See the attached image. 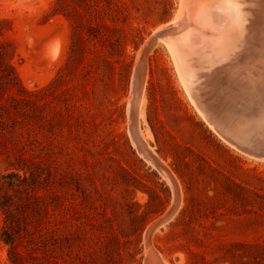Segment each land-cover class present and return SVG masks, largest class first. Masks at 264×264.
<instances>
[{
	"label": "rangeland",
	"instance_id": "rangeland-1",
	"mask_svg": "<svg viewBox=\"0 0 264 264\" xmlns=\"http://www.w3.org/2000/svg\"><path fill=\"white\" fill-rule=\"evenodd\" d=\"M182 4L0 0V73L12 78L9 85L0 77V102L21 109L2 110L0 176L26 172V198L49 192V201L57 195L71 205L75 245H111L109 264H154L148 245L167 264H264V159L198 111L187 66L163 40ZM214 70H203L196 94L201 87L227 94L229 78L264 72ZM136 81L144 149L169 176L133 138ZM14 223L26 228L21 218ZM4 226L0 208V235ZM27 244L25 236L18 243ZM0 264H11L1 236Z\"/></svg>",
	"mask_w": 264,
	"mask_h": 264
},
{
	"label": "bare ground",
	"instance_id": "bare-ground-1",
	"mask_svg": "<svg viewBox=\"0 0 264 264\" xmlns=\"http://www.w3.org/2000/svg\"><path fill=\"white\" fill-rule=\"evenodd\" d=\"M163 40L174 56L181 59L185 67L187 66L185 78L188 80L187 86L192 89L197 82L202 83L205 72L211 73L217 68L218 71L221 69L220 74H222L224 73L222 70L228 68L229 64H233L236 68L259 71L264 69V0H183L177 18L167 24ZM195 59L199 60V69L196 68ZM175 65L181 75L178 63L176 62ZM216 73L217 71L211 79L215 84L220 82L218 73ZM256 73L252 76L260 78ZM231 80L229 78V82ZM140 84L142 82L134 83L135 98L131 102V112L134 118L132 134L147 159L157 163L152 151L144 149V140L137 122L143 94V86ZM184 84L186 85L185 82ZM201 89V94L207 98L208 96L216 97L219 92L217 87L211 89L201 87ZM198 111L206 118L200 108ZM214 129L219 133L217 128ZM257 158L264 159L263 157ZM159 166L161 167L160 164ZM161 169L169 176L164 167ZM156 224L157 222L152 223L150 229L158 228L159 225ZM148 247L152 263L167 264L165 259L160 261L153 245H148Z\"/></svg>",
	"mask_w": 264,
	"mask_h": 264
},
{
	"label": "trees",
	"instance_id": "trees-1",
	"mask_svg": "<svg viewBox=\"0 0 264 264\" xmlns=\"http://www.w3.org/2000/svg\"><path fill=\"white\" fill-rule=\"evenodd\" d=\"M9 67L12 69V66ZM0 77L7 84H12V78L5 71H1ZM19 90L25 94L32 92L21 84ZM12 99L26 103V96L16 95ZM2 110L21 111L18 105L8 106L0 102V126L3 123ZM0 178V191L3 190L0 193V208L5 215V226L0 236L8 246L11 264H109L105 259L110 255L111 245H75L77 225L71 205L58 203L57 195L49 201V192L34 201L26 198V192L32 190L26 172L23 175L10 172ZM45 182L43 188L49 191V183L46 179ZM44 216L46 220H43ZM19 218L26 223L24 231L14 223ZM28 225L34 226L33 231L27 228ZM23 236L28 244L18 245Z\"/></svg>",
	"mask_w": 264,
	"mask_h": 264
},
{
	"label": "water",
	"instance_id": "water-1",
	"mask_svg": "<svg viewBox=\"0 0 264 264\" xmlns=\"http://www.w3.org/2000/svg\"><path fill=\"white\" fill-rule=\"evenodd\" d=\"M256 74L260 78L247 75L237 82L231 80L228 93L218 89L216 97L207 98L201 91L196 94L191 90L206 120L225 139L249 154L264 158V72Z\"/></svg>",
	"mask_w": 264,
	"mask_h": 264
}]
</instances>
